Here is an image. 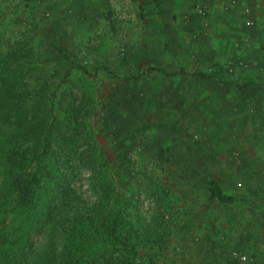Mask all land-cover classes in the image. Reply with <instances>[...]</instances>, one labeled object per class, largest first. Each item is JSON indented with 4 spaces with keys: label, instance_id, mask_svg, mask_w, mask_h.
I'll use <instances>...</instances> for the list:
<instances>
[{
    "label": "rangeland",
    "instance_id": "rangeland-1",
    "mask_svg": "<svg viewBox=\"0 0 264 264\" xmlns=\"http://www.w3.org/2000/svg\"><path fill=\"white\" fill-rule=\"evenodd\" d=\"M137 3L3 4L10 32L34 34L36 75L56 79L55 112L84 104L104 161L135 189L134 226H141L136 242L151 255L156 251L161 264H264V164L257 165L264 143L254 128L257 116L264 124V113L254 112L248 81L240 80L246 89L238 91L240 76L225 60V38L218 46L222 60L210 56L214 38L207 15L158 20L146 14L143 1ZM59 46L82 71L66 63ZM209 179L243 201L211 198ZM76 185L91 199L86 174ZM44 243L45 235L35 237V249Z\"/></svg>",
    "mask_w": 264,
    "mask_h": 264
},
{
    "label": "trees",
    "instance_id": "trees-1",
    "mask_svg": "<svg viewBox=\"0 0 264 264\" xmlns=\"http://www.w3.org/2000/svg\"><path fill=\"white\" fill-rule=\"evenodd\" d=\"M3 3L0 0V264H161L156 251L151 255L150 248L135 241L141 227L134 226L135 189L114 163L104 161L89 112L82 103L69 104L64 109L69 112H55L60 104L56 79L36 75L34 34L25 28L10 32ZM59 51L75 72L82 71V64L74 63L61 46ZM236 87L245 93L243 83ZM83 174L91 199L83 198L76 185ZM121 186H127L126 191L121 192ZM206 189L224 204L243 201L224 193L214 179ZM41 235L45 243L35 249L34 239Z\"/></svg>",
    "mask_w": 264,
    "mask_h": 264
},
{
    "label": "crops",
    "instance_id": "crops-1",
    "mask_svg": "<svg viewBox=\"0 0 264 264\" xmlns=\"http://www.w3.org/2000/svg\"><path fill=\"white\" fill-rule=\"evenodd\" d=\"M146 5V14L158 20H169L181 16H197L198 6H204V14L212 22L210 56L222 60L219 49L221 38H225V60L231 65L241 81H248L247 89L253 100L254 112L264 113V0H136ZM137 3V4H138ZM198 65V64H197ZM241 80V81H240ZM240 81V82H239ZM258 138L264 143V124L257 116ZM264 157L257 165L264 164Z\"/></svg>",
    "mask_w": 264,
    "mask_h": 264
},
{
    "label": "built area",
    "instance_id": "built-area-1",
    "mask_svg": "<svg viewBox=\"0 0 264 264\" xmlns=\"http://www.w3.org/2000/svg\"><path fill=\"white\" fill-rule=\"evenodd\" d=\"M198 12L201 15L204 14V6L203 5L202 6H200V5L198 6ZM233 254L242 262L249 261V258H248V256L246 254H242V255L236 254V253H233Z\"/></svg>",
    "mask_w": 264,
    "mask_h": 264
}]
</instances>
